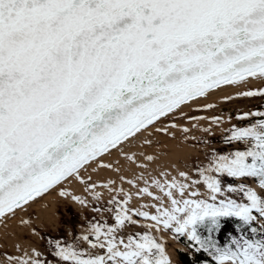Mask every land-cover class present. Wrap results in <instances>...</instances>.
I'll list each match as a JSON object with an SVG mask.
<instances>
[{
    "label": "snow or ice",
    "instance_id": "snow-or-ice-1",
    "mask_svg": "<svg viewBox=\"0 0 264 264\" xmlns=\"http://www.w3.org/2000/svg\"><path fill=\"white\" fill-rule=\"evenodd\" d=\"M257 75L264 77V0H0V216L78 177L182 102ZM255 115L262 118L226 137L244 149L213 152L191 183L153 181L170 206L135 214L185 236L215 264H264V195L243 182L264 192V112ZM221 176L240 181L226 190L242 200L225 195ZM201 182L206 199L197 190L173 196ZM228 218L241 235L221 247L213 234ZM135 223L118 202L114 223L91 224L96 243L83 237L105 254L85 257L55 241V256L65 264H171L149 232L116 235ZM33 253L8 259L45 264Z\"/></svg>",
    "mask_w": 264,
    "mask_h": 264
},
{
    "label": "rangeland",
    "instance_id": "rangeland-1",
    "mask_svg": "<svg viewBox=\"0 0 264 264\" xmlns=\"http://www.w3.org/2000/svg\"><path fill=\"white\" fill-rule=\"evenodd\" d=\"M262 89H264V77L258 76L253 81H247L234 86V88L225 89L213 97L185 108H178L166 114V116L158 118L145 128L150 130L144 133L145 141L150 142L148 148L151 152L157 154H163V152L171 149L172 143L186 144L189 148L196 149L195 154L191 153L184 160L186 167L181 169L180 172L187 174L188 178L186 180L188 183H191L192 180H198L199 175L196 169L206 165L213 152L228 154L233 148L245 146L243 142L226 141V137L231 135L227 132L231 131L233 127L248 126L262 118L255 115L264 112V92H261ZM246 92L254 94L244 95L243 93ZM188 116L189 118H187ZM212 117L217 119L210 120L209 118ZM200 118H206L207 121ZM125 159L124 155H117L109 161L105 170L91 173L79 172L78 179L71 189L66 187L65 182H62L46 194H42L29 202L26 206L15 210L14 214L10 213L2 218L0 220V264H16L15 261H10L8 258L22 257L25 253L28 256H33L34 253L29 255V252H33V250H35V254L39 259L45 261V264H65L64 261L55 256V241H60L61 244H73L76 250L80 251L85 257L105 254L106 249L92 247L83 237L90 234V226L93 223L109 225L114 223L118 202L119 206L126 208L129 214L132 215L133 220L136 221L134 225L126 224L119 228L116 233L119 238L126 240L128 235L143 234L145 232L152 235L140 221L146 218L137 216L134 213H137L138 210L132 206V201H136L133 189L121 187L122 189L117 190L118 187L113 184L96 183V179L101 181V178L108 175H123ZM218 178L222 181L221 186L225 190L226 196L238 201L243 199L242 194L226 190L229 183L236 186L240 182L239 180L226 176ZM248 181L243 182L247 185ZM114 187L115 189H113ZM193 187L195 189H206L202 182L193 185ZM115 190L119 192L117 193ZM70 192L79 194L77 208H73L69 203L68 193ZM182 198H188V193H185L184 197L180 199ZM198 198L206 199L203 194H200ZM222 198L219 197V199ZM110 201L112 203H109ZM50 209L53 210L52 223L44 222L42 227L38 226L35 223L37 215ZM143 209L149 215L153 213V209L149 206ZM255 223L261 225L259 220ZM169 232L168 229L162 231L163 234L168 235ZM239 236L240 234L237 235V238ZM89 239L92 243H96L94 236L89 235ZM174 241V243H169L167 251L175 261L177 250L186 251L187 249L177 243L176 240Z\"/></svg>",
    "mask_w": 264,
    "mask_h": 264
},
{
    "label": "bare ground",
    "instance_id": "bare-ground-1",
    "mask_svg": "<svg viewBox=\"0 0 264 264\" xmlns=\"http://www.w3.org/2000/svg\"><path fill=\"white\" fill-rule=\"evenodd\" d=\"M258 76L259 75L255 77H246L243 80H238L234 83L220 84L216 87H213L207 90L202 96H196L190 100H186L182 102L172 111H175L178 108H185V107L191 106L194 103L208 99L210 97H213L217 93L221 91L223 92V90L225 89H229L232 87L234 88V86L239 85L241 83L243 84L244 82H247V81H253ZM187 118H189V116ZM206 118H200V119L206 120ZM209 119L216 120L217 118L212 117ZM145 131H150V130L145 129V128L141 129L139 132L134 133L133 136L128 137L127 140L122 141L116 147L110 148L108 151L100 153L94 159L88 161L87 164L82 166L80 169V172L81 173H91L94 171L99 172V171L105 170L110 160L114 159L117 155H124L126 159H125V166L122 171L123 175H118V176L108 175V176H105L104 178H101L102 179L101 181L100 179H96V183L97 184H101V183L102 184H105V183L113 184L118 187V189L116 188L117 190H120L123 187L133 189L135 192L134 199L136 200L135 202L132 201V206H134V209L136 208L138 210L137 212H144L143 208L144 207L146 208L149 206V208L151 207L153 209L152 214H155L156 212L155 206H160L162 204L164 207H168L170 206V202H169V198L167 197V195H165V192H162L160 188L157 187L155 183H153V181H157L161 185H166L167 182L172 181V180H175L178 183L179 182L188 183L184 177L180 176V173H181L180 170L186 167L184 160L191 153H194L196 149L189 148L186 144L183 145V144L172 143L171 149L163 152V154H161L160 152H159L160 154H157L155 152L153 153L148 148L150 142H148V140L145 141V138H144ZM200 150L202 151V149ZM77 179L78 177H72L71 180L67 179L63 181V183L65 182L66 187L71 189L72 185L77 181ZM247 186L253 188L255 191H257V193L264 195V192L261 191L258 184L248 181ZM145 188H147L148 192L152 193V196H149L146 192L142 191ZM113 189H115V187ZM117 190L115 191L118 193L119 191ZM191 190H197L199 194H203L207 198V195H208L207 188L206 189L204 188L195 189V187L192 186V188L186 190L185 193H188ZM165 191H167V187H165ZM78 195L79 194L77 193H71V192L68 193V196L70 197L68 198L70 200L69 203H71L73 208L78 207V201H77L78 199H73V197H78ZM173 196L177 199L181 198V196L175 190H173ZM154 197H159L160 199H155ZM140 201L142 202L139 203ZM52 211L53 210L50 209V210H47V211L45 210L44 212L42 211L41 213H39L35 219V223L41 227L44 222L52 223V220H53ZM9 214L0 216V220L8 216ZM140 221L141 223H144V227L152 233V235L155 237L156 240L164 244L165 252L167 256L169 257L171 264H175L172 257L167 251V247L169 243L175 242L174 239L170 235L162 233V231H164L165 229L161 228L159 231H157L156 228L150 227L154 223L150 219L146 218ZM30 253L32 255L33 252H29V255Z\"/></svg>",
    "mask_w": 264,
    "mask_h": 264
},
{
    "label": "trees",
    "instance_id": "trees-1",
    "mask_svg": "<svg viewBox=\"0 0 264 264\" xmlns=\"http://www.w3.org/2000/svg\"><path fill=\"white\" fill-rule=\"evenodd\" d=\"M242 150L240 148L232 149L234 150ZM238 221L236 218H228L222 220V227L219 232H216L213 234V238L218 242V244L223 247L226 244L230 243V240L233 236L237 237L238 234L241 235V232L237 229ZM255 227L258 229L260 228L259 225L254 223ZM245 233L248 236V238L252 237V233L245 229ZM169 234L174 237L177 241L181 243L187 250H177L175 262L176 264H215V261L212 259L211 256H209L207 253L196 252L195 248H189L188 244L190 243L185 236H177L176 234H173L171 231ZM260 237V233L257 234V238Z\"/></svg>",
    "mask_w": 264,
    "mask_h": 264
},
{
    "label": "flooded vegetation",
    "instance_id": "flooded-vegetation-1",
    "mask_svg": "<svg viewBox=\"0 0 264 264\" xmlns=\"http://www.w3.org/2000/svg\"><path fill=\"white\" fill-rule=\"evenodd\" d=\"M248 126H250V125H248ZM244 127H247V126H244ZM250 179V178H249Z\"/></svg>",
    "mask_w": 264,
    "mask_h": 264
}]
</instances>
